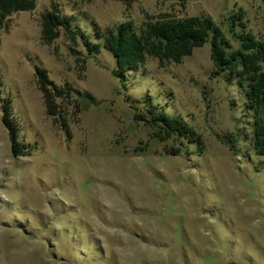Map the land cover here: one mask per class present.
Returning a JSON list of instances; mask_svg holds the SVG:
<instances>
[{
    "label": "rangeland",
    "instance_id": "obj_1",
    "mask_svg": "<svg viewBox=\"0 0 264 264\" xmlns=\"http://www.w3.org/2000/svg\"><path fill=\"white\" fill-rule=\"evenodd\" d=\"M52 1L95 43L98 29L165 16H209L234 50L243 34L264 39L262 0H38L12 15L0 34V99L25 153L12 152L0 101V264H264V157L248 142L238 155L225 144L247 118L237 81L214 75L211 42L180 64L149 58L119 76L104 48L43 43ZM37 68L78 93L65 123L48 115ZM145 101L202 145L155 137L135 119Z\"/></svg>",
    "mask_w": 264,
    "mask_h": 264
},
{
    "label": "trees",
    "instance_id": "obj_2",
    "mask_svg": "<svg viewBox=\"0 0 264 264\" xmlns=\"http://www.w3.org/2000/svg\"><path fill=\"white\" fill-rule=\"evenodd\" d=\"M37 1L0 0V34L7 30L12 15L34 11ZM117 1L131 3L134 0ZM181 1L185 5L188 0ZM262 2L264 4V0ZM41 37L46 45H52L61 37L75 45L82 42L89 54L104 48L116 59L119 76L127 71L139 69L149 58L157 59L162 65L180 64L196 49L211 42L214 75L225 74L237 81L247 118L245 125L236 130L234 137L227 138L225 144L238 155L240 143L248 142L256 156L264 157V39H258L252 34H243L240 38L241 47L234 50L209 16L184 19L165 16L148 21L140 29L132 22L111 29H98L96 37L99 42L95 43L86 32L75 25L73 18L68 16L63 6L56 1H52L50 10L41 15ZM36 77L48 115L55 122L59 119L65 123L66 107L70 99L78 93L69 85H56L42 68L36 69ZM0 101L4 112L3 121L11 135L12 152L15 156H24L23 147L17 142L19 129L11 115V101ZM142 105L141 109L133 108L137 112L135 119L153 129L155 137L161 141L181 139L202 145L201 137L181 118L168 115L151 102L145 101ZM75 108L76 115L83 110L80 104Z\"/></svg>",
    "mask_w": 264,
    "mask_h": 264
}]
</instances>
